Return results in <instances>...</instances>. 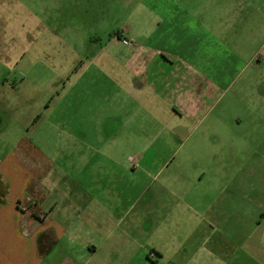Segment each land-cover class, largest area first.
<instances>
[{
  "label": "rangeland",
  "instance_id": "obj_1",
  "mask_svg": "<svg viewBox=\"0 0 264 264\" xmlns=\"http://www.w3.org/2000/svg\"><path fill=\"white\" fill-rule=\"evenodd\" d=\"M142 1L0 0V159L16 149L23 155L15 160L11 153L13 173L0 168V196L7 198L11 182L23 201L28 185L22 182L32 177L25 164H40L41 172L52 165L64 180L51 200H61L59 215L65 205L73 207L64 221H78L76 205L94 211L92 228H84L76 245L90 239L114 245L151 241L164 252L158 264H264V138H239L240 114L226 103L244 75L234 86V76L219 78L217 59L211 60L209 78L231 88L225 94L211 88L200 108L206 119L190 136L192 124L125 99L120 87L127 49L114 33L125 30L137 43L153 28V16L138 8ZM209 9L178 11L194 20L199 33L194 44L177 43L175 49L205 50L206 31H217L205 22L219 16L217 5ZM209 38L205 44L218 52V36ZM231 43H225L228 50ZM259 45H246V52ZM208 124L213 130L202 138ZM221 127L236 135H219ZM187 203L225 213V234L213 237L225 242L220 248L211 241L202 249L190 231L197 221ZM237 212L240 248L228 242ZM246 213L257 216L255 223ZM66 238L61 244L69 253Z\"/></svg>",
  "mask_w": 264,
  "mask_h": 264
},
{
  "label": "crops",
  "instance_id": "obj_2",
  "mask_svg": "<svg viewBox=\"0 0 264 264\" xmlns=\"http://www.w3.org/2000/svg\"><path fill=\"white\" fill-rule=\"evenodd\" d=\"M210 3L218 6L219 16L213 22H205L206 28L209 25L217 27V31L213 32L215 35L206 31L208 39L203 42L205 50L184 52L175 49L177 43L194 44V36L199 33L192 28L194 20L178 11H210ZM139 5L138 8L148 11L153 16L155 22L153 28L144 30L142 39L137 43L125 30L114 33L119 42L121 38H127L133 44L126 47L124 74L122 73L125 80L121 79L120 87L123 97L133 101L139 108L161 107L164 112L159 110L158 113L167 114L166 118H171L172 114L192 124L191 133L188 135L190 136L206 119L205 115L201 116L203 111L200 108L204 99L209 97L211 88L216 87L223 94L231 88V83L215 84L208 76L211 68H215L211 66L213 64L211 60L217 59L218 65L214 70L219 78L227 72L234 76L233 85L236 86V80L244 75L232 100L230 98L226 102L240 114V117L236 116L241 131L237 136L264 138V0H143ZM183 31L186 34H183ZM216 35L218 52L205 44L209 42V37ZM257 41L260 42L259 47L246 52V45ZM228 42H232L229 50L225 45ZM212 130L213 127L210 129L209 124L206 125L201 133L202 138ZM172 131L170 133H173ZM219 131L218 134L221 136L236 135L227 133L223 127ZM11 153L15 160L17 158L22 160L23 155L20 151L19 156L16 149L15 153L7 154L4 160L0 159V168L5 165L4 167L10 168L12 172L15 164L8 165L10 163L8 161L12 160ZM25 166L32 172V177L31 174H27L29 179L22 182L28 185V196L21 201V198L15 195L11 182H7L9 187L7 198L2 199L0 196V264H158L164 259L161 247L156 243L152 244L151 241L148 245L144 243L114 245L108 242L95 243L90 239L76 245L75 241L84 228H92L91 214H94V211L90 210L89 205L88 210L79 204L74 208V216L78 221L73 224L64 221L65 215L73 211V207L65 205L63 214L59 215L61 200L58 203L56 199L51 200L52 194L57 193V188L61 186L60 182L64 180V177H60L61 169H54L52 165H48L41 172L40 164ZM40 173L42 177H39ZM63 196L58 193V198ZM22 202L25 206L21 207ZM77 202L80 203V200ZM187 206L191 218L197 221L195 228L190 231L197 235L202 249L204 250L211 241L215 247L220 248L225 242L218 238L213 240V237L225 234V230L221 229L222 224L226 223L225 213L210 209V204L204 211L188 203ZM241 215L239 212L234 214L236 222L231 231L233 239L228 240L230 245H238L239 248L240 240L236 242L235 236L241 234ZM247 215L255 223L257 216L253 217L252 213ZM115 230H109L106 235L107 241L110 236L113 237ZM122 236L130 239L131 234L123 231ZM64 238L71 247L69 253L63 250L61 241ZM223 248L225 250V246ZM59 251L66 254L61 255L56 261L53 257ZM147 251L149 254L145 255ZM214 255L218 258L217 254Z\"/></svg>",
  "mask_w": 264,
  "mask_h": 264
},
{
  "label": "built area",
  "instance_id": "obj_3",
  "mask_svg": "<svg viewBox=\"0 0 264 264\" xmlns=\"http://www.w3.org/2000/svg\"><path fill=\"white\" fill-rule=\"evenodd\" d=\"M120 42L124 47H131L133 45L132 42L127 38H121Z\"/></svg>",
  "mask_w": 264,
  "mask_h": 264
}]
</instances>
